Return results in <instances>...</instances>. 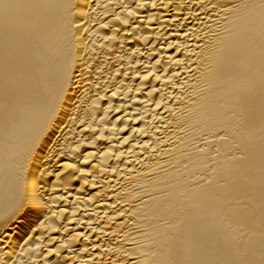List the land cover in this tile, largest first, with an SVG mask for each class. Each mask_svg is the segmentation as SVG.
Listing matches in <instances>:
<instances>
[{
	"label": "bare ground",
	"instance_id": "bare-ground-1",
	"mask_svg": "<svg viewBox=\"0 0 264 264\" xmlns=\"http://www.w3.org/2000/svg\"><path fill=\"white\" fill-rule=\"evenodd\" d=\"M0 264H264V0H0Z\"/></svg>",
	"mask_w": 264,
	"mask_h": 264
}]
</instances>
